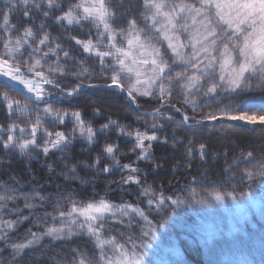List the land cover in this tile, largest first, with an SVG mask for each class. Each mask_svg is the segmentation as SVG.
<instances>
[{
    "label": "snow or ice",
    "instance_id": "1",
    "mask_svg": "<svg viewBox=\"0 0 264 264\" xmlns=\"http://www.w3.org/2000/svg\"><path fill=\"white\" fill-rule=\"evenodd\" d=\"M121 108L135 126L112 119ZM257 127L264 0H0V264H147L173 228L211 247L264 215V133L223 153L211 134ZM17 153L49 175L13 167ZM170 159L182 185L157 183Z\"/></svg>",
    "mask_w": 264,
    "mask_h": 264
},
{
    "label": "trees",
    "instance_id": "2",
    "mask_svg": "<svg viewBox=\"0 0 264 264\" xmlns=\"http://www.w3.org/2000/svg\"><path fill=\"white\" fill-rule=\"evenodd\" d=\"M112 103H114L115 107L119 108L123 102L113 99ZM177 107H181V106L177 104ZM146 110L151 111L152 109L147 108ZM132 114H133L132 112L126 111L121 108L119 114L112 115V119H120L121 116H126L127 119H122L120 121L121 123H124L125 121L131 120ZM132 122L136 123L135 121H132ZM124 124H127V123H124ZM96 127H99L98 123L96 124ZM249 131H251V129ZM180 133L182 132L180 131ZM261 133H264V128L258 127L256 128V134L252 136H248L247 134L233 131L232 129L215 131L211 135L217 138V140L220 137L229 136L234 140L241 138V139H247L250 141H256V140L261 141ZM184 135L185 134L181 136L182 139ZM188 138L191 139L192 137L189 136ZM118 143L119 145L121 143H124V146L122 147V154L118 158L121 160V163H128L130 160L127 162H124L125 158L128 156V154L125 152V148L126 147L128 148L130 146V143H126L123 140L118 141ZM76 151L80 152L81 149L77 147ZM83 155L85 156L88 155V152L84 151ZM130 157H132L131 160H135L134 154L130 155ZM29 159H31L30 165L28 163ZM233 159H235V157H233ZM170 162H171L170 168H172L173 170L174 166L172 165H175V162H179V161L172 160ZM43 163L44 162L42 160L39 162L36 160L35 154H33V156L30 158L27 156H20V154L17 153L16 162L13 164V167H17V168L25 167L26 168L30 166L36 170V173L38 174L37 178H39L40 176H43V175H49V173L47 172V169L41 167ZM49 163L53 164V167L55 168L53 161H49ZM178 164H181V163H178ZM201 171H204V169H201ZM208 171L211 174L212 179L219 178L215 174V172L212 170L211 166H209ZM187 178L191 179V177H187ZM162 182L165 183L166 186L170 187L172 184L182 185L185 182V179L183 178V174L177 175L175 176V179H173V176L171 173L170 175L166 176V180L157 181V183H162ZM49 183H51V181H49ZM255 191H256V194H260L264 192V188H257L255 189ZM245 233H247V235H251L252 240H248L247 242H244L243 245L241 243L238 244L237 242L234 245L233 243H230L232 242L231 239L226 238V237H223V240L221 239L218 240L211 247H203L201 245L191 244V243H188L189 245H187L185 244V242H182L183 243L182 248L184 251L183 255L185 257L183 264H264V243H262L264 242V230H260L258 228L253 229L252 227H249V230ZM238 238L241 239L239 236ZM238 261H243L244 263H239Z\"/></svg>",
    "mask_w": 264,
    "mask_h": 264
},
{
    "label": "rangeland",
    "instance_id": "3",
    "mask_svg": "<svg viewBox=\"0 0 264 264\" xmlns=\"http://www.w3.org/2000/svg\"><path fill=\"white\" fill-rule=\"evenodd\" d=\"M18 19H19L18 17H13L12 23L15 24ZM112 104H113V107H115L114 103H112ZM179 106H181V105H179ZM132 121H135L134 114H132L131 120L125 121L124 123L131 122L133 124V126H135L136 123H134ZM109 131L112 133L113 136L116 135V130H109ZM170 131H172V130L170 129ZM176 132L180 136H183V134H184V133H180V130H177V129H176ZM229 138L233 141V143H235L236 140L232 139L231 137H229V136L224 137L223 136V137H220L218 140L217 139L215 140V149L214 150L217 152H220V153H223L224 151H226V148L223 145L226 143V141ZM250 142L253 144H259L261 141L256 140V141H250ZM119 146L122 149V147L124 146V143H121ZM130 147H131V145L128 148L127 147L125 148V152L128 154V156L125 158L124 162H127V161L131 160V158H132V157H130V155H132L133 153L130 151ZM177 147L179 148L180 152L184 151V149L182 147H180V146H177ZM153 151H154V154L158 158H163L165 156L166 152H175L176 148H174L172 145V142L169 141V144L167 146H164V145L156 146L153 149ZM172 160L179 161V162H175V165H172V166H174V168L176 167V165H178V163H183L182 160L170 159L167 163L168 165L167 164L165 165V167L168 169V171L162 172L161 173L162 177H166L167 175H170L172 173V168H170L171 167L170 161H172ZM48 163H49V161H48ZM54 166L56 167L55 163H54ZM256 199H257V201L264 199V192H262L260 194H256ZM230 203L231 202H229V204ZM217 208L221 209V211H219L217 213V215L223 220L225 233H227L229 231L228 217L222 211L223 206H217ZM182 215H183L184 220L188 224H193L194 222L197 221V216L191 210H187V212L182 213ZM236 227L239 229V231L233 233L231 236L224 235L223 237L231 239L232 242H230V243H233L234 245L236 242L238 244L241 243L243 245L244 242H247L248 240H252L251 235H247V233H245L249 230V227H252L253 229L258 228L260 230H264V215L261 214V211L258 208L257 209H251L248 213L246 220H244L242 223H237ZM238 236L241 239H239ZM223 237L221 238V240H223ZM182 242H185V244H187V245H189L188 243H191V244H198V245H201L203 247H209V246H205L204 244H202L200 242V238L198 237L197 233H195L194 231L190 232L187 230H181L179 228H173L171 231L165 233L161 237L160 248L158 250L151 251L149 253V255L145 258L147 261V264H157V261H159V260H167V261H169V264H183L185 257L183 255L184 251L182 248V246H183ZM173 246L179 249V255L178 256L172 255L171 253L166 251L167 249H169ZM238 262L244 263L243 261H238Z\"/></svg>",
    "mask_w": 264,
    "mask_h": 264
}]
</instances>
